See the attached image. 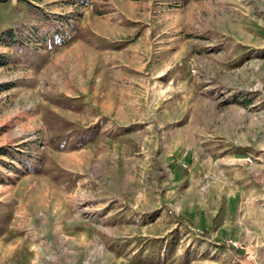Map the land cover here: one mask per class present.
Masks as SVG:
<instances>
[{
	"label": "rangeland",
	"instance_id": "rangeland-1",
	"mask_svg": "<svg viewBox=\"0 0 264 264\" xmlns=\"http://www.w3.org/2000/svg\"><path fill=\"white\" fill-rule=\"evenodd\" d=\"M0 264H264V0L0 1Z\"/></svg>",
	"mask_w": 264,
	"mask_h": 264
},
{
	"label": "trees",
	"instance_id": "trees-1",
	"mask_svg": "<svg viewBox=\"0 0 264 264\" xmlns=\"http://www.w3.org/2000/svg\"><path fill=\"white\" fill-rule=\"evenodd\" d=\"M0 1H3V0H0ZM5 35H8L9 37H10V35H12V30L11 29H8V30H6V31H4L3 32ZM1 151L2 152H7V150H5V149H1ZM209 231L208 230H206V229H203V230H201V233L203 234V235H208L209 233H208Z\"/></svg>",
	"mask_w": 264,
	"mask_h": 264
},
{
	"label": "built area",
	"instance_id": "built-area-1",
	"mask_svg": "<svg viewBox=\"0 0 264 264\" xmlns=\"http://www.w3.org/2000/svg\"><path fill=\"white\" fill-rule=\"evenodd\" d=\"M245 160L248 161V162H250V161L253 160V157L250 156V155H248V156L245 158ZM231 243H233L234 245H236V244H237V241L231 239Z\"/></svg>",
	"mask_w": 264,
	"mask_h": 264
}]
</instances>
